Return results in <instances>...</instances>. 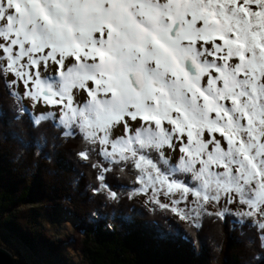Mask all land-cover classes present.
<instances>
[{
  "label": "snow or ice",
  "instance_id": "snow-or-ice-1",
  "mask_svg": "<svg viewBox=\"0 0 264 264\" xmlns=\"http://www.w3.org/2000/svg\"><path fill=\"white\" fill-rule=\"evenodd\" d=\"M0 83L102 158L95 194L134 170L181 219L224 200L264 234V0H0Z\"/></svg>",
  "mask_w": 264,
  "mask_h": 264
},
{
  "label": "trees",
  "instance_id": "trees-1",
  "mask_svg": "<svg viewBox=\"0 0 264 264\" xmlns=\"http://www.w3.org/2000/svg\"><path fill=\"white\" fill-rule=\"evenodd\" d=\"M21 105L0 83V236L9 246L0 248L19 264H264L261 233L235 211L182 222L131 198L135 171L124 168L107 174L120 186L116 200L95 194L99 169L91 164L102 158L83 160L86 141L51 120L33 123ZM62 215L74 228L55 240L45 223Z\"/></svg>",
  "mask_w": 264,
  "mask_h": 264
},
{
  "label": "rangeland",
  "instance_id": "rangeland-1",
  "mask_svg": "<svg viewBox=\"0 0 264 264\" xmlns=\"http://www.w3.org/2000/svg\"><path fill=\"white\" fill-rule=\"evenodd\" d=\"M56 67H57L56 65L50 64L46 70L44 68H42L41 71L45 75H47L49 73H55ZM8 79L12 80V77L9 76ZM23 91H24V85L22 83L17 85V87L13 89V92L17 93V96L20 98L21 102H23L24 105L28 106L29 111L31 112L33 117H36L41 113H46L49 111L57 112L56 108H46L45 106H42L40 104H33V102L30 99H28L27 97L21 96ZM85 99H86V96L84 93H82V92L76 93V102L77 103H81ZM120 131L121 130L119 128H117L113 134L114 135L119 134ZM65 135H67L66 131H65ZM169 155H175V154L169 153ZM134 190L135 189H132L129 192L131 198L138 199L143 205H145L147 207H151V206H153V204H155L153 201H150L146 196L135 194ZM189 199H191V198H189ZM160 200L162 203H169L168 198H166L164 196H161ZM181 207H183V205H181ZM241 210L242 209L239 208L238 206L227 204L224 200H221V202L219 204L207 205L205 211L210 212V213L211 212L217 213L218 215L221 212L228 213L231 211H235L238 214V218L243 221V220H245V218L240 215ZM205 211H202L200 213V215H198V216L193 215L191 218H188V219H181L180 216H178L175 213L174 214L176 216H178L182 222L189 223L192 225H197ZM45 224H46L47 229L51 232V234H53V238L55 240H58L61 237L63 238L65 236H69L72 232V229L74 228L72 221H69V219L63 215L57 219H48ZM261 235H262V238L264 240V234H261ZM0 244L2 245L1 246L2 248L3 247H9L7 244H5L3 237L0 238ZM72 253L73 252L71 250L64 249L62 255H63V257L67 256V259L71 260ZM58 262L62 263L59 260H58Z\"/></svg>",
  "mask_w": 264,
  "mask_h": 264
},
{
  "label": "water",
  "instance_id": "water-1",
  "mask_svg": "<svg viewBox=\"0 0 264 264\" xmlns=\"http://www.w3.org/2000/svg\"><path fill=\"white\" fill-rule=\"evenodd\" d=\"M0 264H19L5 249L0 248Z\"/></svg>",
  "mask_w": 264,
  "mask_h": 264
}]
</instances>
